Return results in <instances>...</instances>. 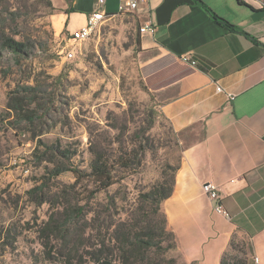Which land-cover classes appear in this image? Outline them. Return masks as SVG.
Instances as JSON below:
<instances>
[{
    "label": "rangeland",
    "instance_id": "1",
    "mask_svg": "<svg viewBox=\"0 0 264 264\" xmlns=\"http://www.w3.org/2000/svg\"><path fill=\"white\" fill-rule=\"evenodd\" d=\"M53 12L47 0H0V264H68L56 255L54 238L45 237L47 223L58 221L72 206L84 208L87 221L79 222V230H90L94 217L100 223L108 215L132 219L142 205L139 197L170 179L179 161L178 136L160 116L137 71L139 28L134 19L103 23L77 48L75 58L66 59L61 53L64 36L52 27ZM7 37L23 42L28 56L3 48ZM27 86L38 90L36 99L49 109L46 115L38 113L41 119L33 126L16 121L7 109L14 91L33 101ZM36 104L29 102V108ZM41 143L76 152L70 164L84 172L96 150L111 160L135 161L115 171L114 185L90 197L91 181L71 187L75 178L70 172L51 177L54 164L49 156L42 158ZM37 188L42 191H33ZM233 241L230 263L248 264V241ZM165 257H172V250Z\"/></svg>",
    "mask_w": 264,
    "mask_h": 264
},
{
    "label": "crops",
    "instance_id": "2",
    "mask_svg": "<svg viewBox=\"0 0 264 264\" xmlns=\"http://www.w3.org/2000/svg\"><path fill=\"white\" fill-rule=\"evenodd\" d=\"M49 1L57 36L84 27L92 11L117 13L120 2ZM129 17L153 29L137 33V71L181 146L172 194L160 205L172 257L221 264L242 237L248 264H264V9L239 0H147ZM205 183L218 199L204 194Z\"/></svg>",
    "mask_w": 264,
    "mask_h": 264
},
{
    "label": "trees",
    "instance_id": "3",
    "mask_svg": "<svg viewBox=\"0 0 264 264\" xmlns=\"http://www.w3.org/2000/svg\"><path fill=\"white\" fill-rule=\"evenodd\" d=\"M47 4L52 6L49 0ZM3 48L20 58L28 56L25 44L12 38L7 37L4 40ZM25 89L34 96V103H38L36 107L30 109L29 102L33 103V101L26 102L24 97L19 96V92L14 91L9 96L7 109L16 121H27L33 126L41 119L38 113L42 110L46 115L49 109L36 99L38 90L35 87L27 86ZM41 145L44 147V151L41 152L42 158L49 156L48 158L52 159L48 161L54 164L50 170L51 177L70 172L75 178V183L71 187H75L84 179L91 181L94 190L91 191L90 197L114 185L115 171L118 168L127 169L135 161L134 158L122 159L120 162L111 160L105 153L96 150L92 152L89 172H84L70 164L76 152L58 145L49 146L43 143ZM58 160L63 162L58 163ZM177 168L178 164L173 168L174 175L170 179L163 178L161 183L139 197L142 205L136 208L132 219L113 220L108 215L105 221L100 223L99 218L94 217L90 220L94 223L89 225L90 230H87V226L79 230V222L87 221L84 220V208L74 206L66 208L58 221L47 223L45 230H42L48 240L50 237L54 238L56 255L68 264H177L175 258L165 257L166 252L174 250L175 244L173 235L167 230L166 218L160 209L161 203L172 194ZM37 190L42 191L41 188L33 191L37 192ZM93 230H96L95 236L90 234ZM81 238L85 241L84 244L80 243ZM164 242L167 243L165 247L162 246ZM229 248H234L233 239ZM230 261L231 255L228 250L222 256L221 264H231Z\"/></svg>",
    "mask_w": 264,
    "mask_h": 264
},
{
    "label": "built area",
    "instance_id": "4",
    "mask_svg": "<svg viewBox=\"0 0 264 264\" xmlns=\"http://www.w3.org/2000/svg\"><path fill=\"white\" fill-rule=\"evenodd\" d=\"M147 0H120L117 13L110 14L101 10L92 11L86 20V24L84 27L79 29L78 31L69 34L68 36L63 37L64 46L62 47L61 53L64 54L66 59H73L77 53V48L86 40L90 39V37L95 34L103 23L116 18L117 16L126 15L132 16L140 2H146ZM244 4L252 5L256 8L264 9V2L261 0H239ZM106 0H97L98 5H103ZM150 31L153 29L150 26L144 25L139 27L138 32L140 34ZM221 88L217 87V92H220ZM231 97V96H230ZM202 191L207 197L211 200L218 199L219 193L218 189L215 185L205 183L202 185ZM216 212L222 214L223 216L228 217L227 212L223 209L222 205H218L215 207ZM253 264H259L258 259H253Z\"/></svg>",
    "mask_w": 264,
    "mask_h": 264
}]
</instances>
